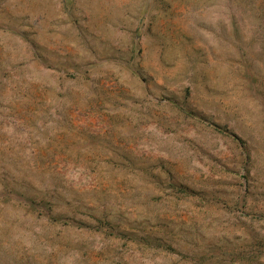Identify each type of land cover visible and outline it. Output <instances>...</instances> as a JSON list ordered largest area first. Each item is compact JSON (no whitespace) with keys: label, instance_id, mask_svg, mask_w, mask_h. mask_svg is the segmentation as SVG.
Returning a JSON list of instances; mask_svg holds the SVG:
<instances>
[{"label":"rangeland","instance_id":"obj_1","mask_svg":"<svg viewBox=\"0 0 264 264\" xmlns=\"http://www.w3.org/2000/svg\"><path fill=\"white\" fill-rule=\"evenodd\" d=\"M0 264H264V0H0Z\"/></svg>","mask_w":264,"mask_h":264}]
</instances>
